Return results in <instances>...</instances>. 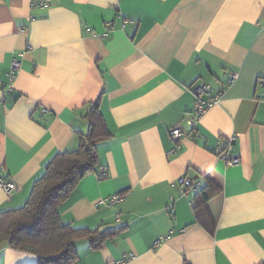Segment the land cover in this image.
<instances>
[{"label": "crops", "instance_id": "crops-1", "mask_svg": "<svg viewBox=\"0 0 264 264\" xmlns=\"http://www.w3.org/2000/svg\"><path fill=\"white\" fill-rule=\"evenodd\" d=\"M34 1L0 0V175L17 185L0 184V212L25 203L55 154L79 148L99 99L112 137L59 212L76 228L121 230L99 249L76 241L74 264H264V0ZM232 72L189 127L192 87L218 91ZM176 126L195 133L176 142ZM208 174L222 186L214 234L177 183ZM114 194L123 200L104 201ZM37 262L0 248V264Z\"/></svg>", "mask_w": 264, "mask_h": 264}, {"label": "trees", "instance_id": "trees-1", "mask_svg": "<svg viewBox=\"0 0 264 264\" xmlns=\"http://www.w3.org/2000/svg\"><path fill=\"white\" fill-rule=\"evenodd\" d=\"M99 102L98 99L88 105L89 127L80 137L79 148L55 154L33 182L25 203L0 212V248L7 244L34 253L38 256L36 264H74L79 259L76 241L86 238L92 249H99L108 237L120 232L119 227L76 228L64 223L59 212L81 180L99 165V143L112 137ZM215 176L208 174L192 196L196 223L210 234H214L218 221L210 203L222 190L220 179Z\"/></svg>", "mask_w": 264, "mask_h": 264}, {"label": "built area", "instance_id": "built-area-1", "mask_svg": "<svg viewBox=\"0 0 264 264\" xmlns=\"http://www.w3.org/2000/svg\"><path fill=\"white\" fill-rule=\"evenodd\" d=\"M34 4L38 5H47L46 1H38L35 0ZM20 32H25L24 28L19 29ZM22 60L20 58H15L12 61L11 64V70H10V79L14 80L16 74L21 69ZM238 77V74L235 72H232L230 75V78L228 81L224 84L223 88L216 91L210 84L208 83H199L192 87V92L194 93L195 100H194V108L192 112V117H190L187 120V123L189 127L194 129L196 125L199 123L202 116L217 102H219V99L221 98V93L224 91V89L233 83ZM260 90L257 94V99L259 102H264V84L263 81L260 80L259 82ZM195 131L192 133L184 130L181 126H176L171 128L170 134L171 137L176 141L179 142V140L187 135H194ZM232 140H234L232 138ZM179 147V146H178ZM222 159L225 160L227 164H238L240 162V158L237 157H230L228 154H222ZM178 185L182 188H184V192L187 193L189 191H195L197 190V187L199 185V182L192 180L191 178L187 176H182L177 181ZM0 184L1 186L10 193L11 191L15 190L17 188L16 183L14 182H7L5 179L0 175ZM124 195L123 194H114L113 196L106 198L105 202H119L123 200ZM134 254H129L130 258H132ZM126 259L121 260H112L108 264H125Z\"/></svg>", "mask_w": 264, "mask_h": 264}]
</instances>
